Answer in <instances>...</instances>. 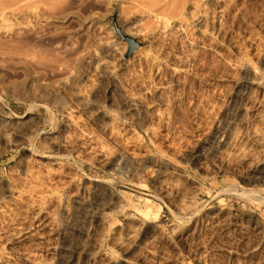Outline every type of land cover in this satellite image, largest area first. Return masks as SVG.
Wrapping results in <instances>:
<instances>
[{
    "label": "rangeland",
    "instance_id": "rangeland-1",
    "mask_svg": "<svg viewBox=\"0 0 264 264\" xmlns=\"http://www.w3.org/2000/svg\"><path fill=\"white\" fill-rule=\"evenodd\" d=\"M0 252L264 264V0H0Z\"/></svg>",
    "mask_w": 264,
    "mask_h": 264
},
{
    "label": "bare ground",
    "instance_id": "bare-ground-1",
    "mask_svg": "<svg viewBox=\"0 0 264 264\" xmlns=\"http://www.w3.org/2000/svg\"><path fill=\"white\" fill-rule=\"evenodd\" d=\"M32 256H34V255H30V254H28V260H30V262H31V259H32ZM3 258V253L2 252H0V258ZM34 258V257H33Z\"/></svg>",
    "mask_w": 264,
    "mask_h": 264
}]
</instances>
